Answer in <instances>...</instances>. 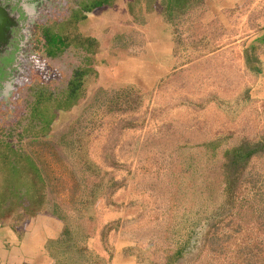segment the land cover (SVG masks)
Wrapping results in <instances>:
<instances>
[{
    "label": "rangeland",
    "instance_id": "1",
    "mask_svg": "<svg viewBox=\"0 0 264 264\" xmlns=\"http://www.w3.org/2000/svg\"><path fill=\"white\" fill-rule=\"evenodd\" d=\"M130 1L114 0L77 24L83 39L98 41L96 54L72 47L51 58L39 27L58 31L83 0H46L43 7L50 4V10H37L40 23L32 46L24 51L21 71L11 74L15 93L0 104V138L21 141L49 163V174L57 178V201L72 211V227L83 222L92 234L84 244L100 258L99 264L111 263L117 251L127 264L162 263L172 222L184 219L191 227L203 214L201 195H215L212 210L222 202V153L264 139V43L257 46L263 60L260 74L249 71L244 58L245 49L264 31V0H207L175 23L164 20L157 3L150 14L136 10L143 24L129 14ZM166 44L169 51L163 55ZM83 68L94 72L84 81L82 99L59 110L44 136L38 120H32L37 97L44 95L55 104ZM214 142H219L216 148L205 147ZM83 156L95 164L96 171L90 170L98 179L82 174L77 162ZM246 175L251 184L243 195L249 189L253 200L251 193L264 191V153L249 164ZM4 176L0 168V189ZM202 178L213 192L203 191ZM100 179L107 182L105 195L88 214L73 210L82 200H94L90 189ZM242 201L231 216L222 210L228 220H216L221 228L212 235L221 237L215 248L220 244L223 255L207 250L201 259L191 256L178 264H234L237 245L253 247L258 225ZM176 203H181L180 212L174 210ZM185 207L193 211L187 219ZM49 218L22 221L17 232L0 227V242L7 250L18 248L35 226L48 227ZM229 220L234 225L226 228ZM237 224L244 227L232 234ZM46 251L44 264H55Z\"/></svg>",
    "mask_w": 264,
    "mask_h": 264
},
{
    "label": "trees",
    "instance_id": "2",
    "mask_svg": "<svg viewBox=\"0 0 264 264\" xmlns=\"http://www.w3.org/2000/svg\"><path fill=\"white\" fill-rule=\"evenodd\" d=\"M113 1H87L85 5L83 4L81 6L80 10H76L73 13L71 21L60 25L58 31L47 30L45 32V38L48 44L46 49L47 54L50 57H58L72 47L85 51L91 54V56L96 54L98 52V41L93 38L83 39L82 35L77 33L76 27L80 21L86 19L88 13H92L104 6H111ZM206 1L132 0L128 3L127 7L134 21L143 24L142 13H136V10H144L150 14L155 10L156 4L158 3L162 9L164 20L169 23H175L194 11V9L203 6ZM70 27L75 30L69 32L68 29ZM244 58L248 70L260 74L263 66V60L260 57V47L246 48ZM93 72L94 70H90L89 68H83L75 72L69 81L65 94L55 104H53L52 99L44 95L37 97V100L31 108L32 120L35 118L39 121L37 123L41 125V131L45 134L44 136L50 131L53 119L59 110H68L76 106L80 99H82L84 81ZM218 143L206 144L205 147L208 149L212 147L216 148ZM45 145H48V143L45 142ZM263 153L264 139L256 143L244 142L237 146L227 148L222 153L221 168L223 172L221 175L223 186L220 191L222 202H218V207L212 210L210 204H213L212 198L215 195H203V198L201 195L204 204L203 214L198 217L195 223H192L191 227L186 224L187 221L184 219L180 220L181 222L179 223L174 220L171 225V237L167 239V248L164 251L163 262L160 264H178L191 256L201 259L204 257L203 253H206L207 250L215 256L223 255L224 248L220 244L215 248L218 241L222 242L221 237L218 233L217 236L212 235L213 230L217 229L218 231V228H221L219 223V226L217 225L216 220L218 222L228 220L233 215V208H236L237 204L242 200V205H247L246 207L252 210L254 214L253 219L257 222L258 227L253 228L255 231V244H252L253 247L250 244H247L245 247L243 244L242 246L237 245L238 248L235 254L236 262L234 264H264V191H260L257 194L251 193L253 200L251 199L252 197L250 199L248 198L247 194L250 192L249 189L246 197L243 195L244 190L251 184V181L248 180L246 175L247 168L254 158ZM210 158L214 159V156H210ZM47 163L35 153L27 151L21 141L14 142L11 137L0 138V168L5 172L3 189L2 187L0 189V227L8 226L12 232H17L22 221H28L40 215L50 216L61 225V233L59 236L56 239L48 240L45 244V248L48 250L49 256L55 260V264H99L98 261H100V258L97 255L93 256V252H89L84 244L92 234L86 232L83 222L80 225L77 224L75 227H72L69 218L70 212L72 211L66 209L65 206L57 201V178L54 174H49L48 166L50 165ZM77 164L80 166L82 174L86 172L92 173L91 168L94 171L97 169L94 166L95 164L86 156L81 157ZM4 169H7L8 172ZM92 174L98 179L99 176L96 173ZM202 181L204 182L203 191L213 192V189L210 188L211 184H209V180L202 178ZM95 183L96 185L90 189V193L93 192L94 200H82L78 205L75 204L77 207L73 208V210L79 213H89L90 206L104 194V188L107 187V182H104V179H100ZM180 204L176 203L174 205V210H177V212L182 210ZM191 205H194V202H191ZM254 207H256L255 210ZM185 208L188 212L186 211L183 215L187 219L193 211L192 207ZM222 210L228 211L227 215L230 216L225 215V211ZM210 211L212 212L209 213ZM18 212L19 217L15 218ZM89 219L92 221L93 216H89ZM229 225L231 227L234 225L232 224V220H229L225 227L229 228ZM253 226L256 225L254 224ZM243 227V224H237L232 234L238 233ZM105 230H103V233H105ZM103 233L102 238L104 240L105 236ZM200 243H202V249L198 252L197 249ZM234 243L236 245V242ZM57 251H59V254H57Z\"/></svg>",
    "mask_w": 264,
    "mask_h": 264
},
{
    "label": "flooded vegetation",
    "instance_id": "3",
    "mask_svg": "<svg viewBox=\"0 0 264 264\" xmlns=\"http://www.w3.org/2000/svg\"><path fill=\"white\" fill-rule=\"evenodd\" d=\"M86 2L83 0L82 4L77 6V10H80ZM45 3L46 0H0V8L5 14L0 30V104L15 93L16 78L11 74L16 69L21 71V64L23 66L27 57L24 51L32 46L34 30L40 23L38 17L41 14L37 10H48L51 7L50 4L46 5L48 8L43 7ZM40 29H42L46 52L48 44L45 32L51 29L47 28L46 24L40 26Z\"/></svg>",
    "mask_w": 264,
    "mask_h": 264
},
{
    "label": "crops",
    "instance_id": "4",
    "mask_svg": "<svg viewBox=\"0 0 264 264\" xmlns=\"http://www.w3.org/2000/svg\"><path fill=\"white\" fill-rule=\"evenodd\" d=\"M217 9H221V7H217ZM257 37L256 42L252 43V47L262 46L261 44L264 42H259L258 39L261 38V41L264 39V31ZM162 48L161 52L164 51L163 55H166V52L169 51L168 44ZM159 52L158 55L160 56ZM49 220L48 227L45 225L35 226V230L32 229L26 238V243L21 244L18 248L7 250L0 242V264H44V257L48 255L45 248L46 242L50 239H56L61 233L59 222L54 218H49ZM109 264L127 263L122 258V252L118 253L117 251Z\"/></svg>",
    "mask_w": 264,
    "mask_h": 264
},
{
    "label": "water",
    "instance_id": "5",
    "mask_svg": "<svg viewBox=\"0 0 264 264\" xmlns=\"http://www.w3.org/2000/svg\"><path fill=\"white\" fill-rule=\"evenodd\" d=\"M4 17H5V14H4L3 10H1V8H0V30H1V27H2L3 22H4Z\"/></svg>",
    "mask_w": 264,
    "mask_h": 264
}]
</instances>
